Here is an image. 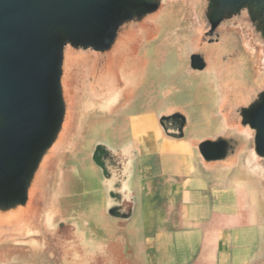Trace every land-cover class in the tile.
I'll list each match as a JSON object with an SVG mask.
<instances>
[{
    "label": "water",
    "instance_id": "obj_1",
    "mask_svg": "<svg viewBox=\"0 0 264 264\" xmlns=\"http://www.w3.org/2000/svg\"><path fill=\"white\" fill-rule=\"evenodd\" d=\"M171 151L264 264V0H0V264H150Z\"/></svg>",
    "mask_w": 264,
    "mask_h": 264
},
{
    "label": "crops",
    "instance_id": "obj_2",
    "mask_svg": "<svg viewBox=\"0 0 264 264\" xmlns=\"http://www.w3.org/2000/svg\"><path fill=\"white\" fill-rule=\"evenodd\" d=\"M179 160L182 167L176 172L161 159V173L168 179L178 177L171 193L180 197L179 222L173 231L156 232L148 245L150 264H159L163 252L169 264L245 262L252 230L247 227L244 206L228 188L195 176L185 155L180 154Z\"/></svg>",
    "mask_w": 264,
    "mask_h": 264
},
{
    "label": "rangeland",
    "instance_id": "obj_3",
    "mask_svg": "<svg viewBox=\"0 0 264 264\" xmlns=\"http://www.w3.org/2000/svg\"><path fill=\"white\" fill-rule=\"evenodd\" d=\"M179 158L180 152L178 151H171L166 154L162 153L161 155L153 153L150 157V163L156 165L158 170L161 168L160 161L162 159L165 163L164 166L168 170L177 172L182 167ZM177 178V176L173 177V179L161 177L159 180L157 178V180L151 184V196H147L144 214L146 221L143 234H145L148 241L153 240L152 238L160 229L173 231L179 222L178 211L180 209V197L172 195L171 193V184L174 179ZM163 257V260L159 264H169L166 260V252H163Z\"/></svg>",
    "mask_w": 264,
    "mask_h": 264
}]
</instances>
